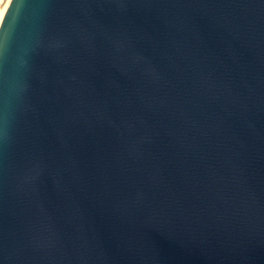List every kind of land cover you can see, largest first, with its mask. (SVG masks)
I'll list each match as a JSON object with an SVG mask.
<instances>
[{
    "label": "water",
    "instance_id": "95a60500",
    "mask_svg": "<svg viewBox=\"0 0 264 264\" xmlns=\"http://www.w3.org/2000/svg\"><path fill=\"white\" fill-rule=\"evenodd\" d=\"M0 264H264V0H10Z\"/></svg>",
    "mask_w": 264,
    "mask_h": 264
},
{
    "label": "bare ground",
    "instance_id": "6f19581e",
    "mask_svg": "<svg viewBox=\"0 0 264 264\" xmlns=\"http://www.w3.org/2000/svg\"><path fill=\"white\" fill-rule=\"evenodd\" d=\"M9 3H10V0H6L5 4L3 5L2 12L0 11L1 12L0 25H1V22H2V20L4 18V15H5V12H6L7 8H8Z\"/></svg>",
    "mask_w": 264,
    "mask_h": 264
},
{
    "label": "rangeland",
    "instance_id": "374dc122",
    "mask_svg": "<svg viewBox=\"0 0 264 264\" xmlns=\"http://www.w3.org/2000/svg\"><path fill=\"white\" fill-rule=\"evenodd\" d=\"M6 0H0V11L2 12L3 5L5 4ZM0 12V16H1Z\"/></svg>",
    "mask_w": 264,
    "mask_h": 264
},
{
    "label": "clouds",
    "instance_id": "9594fccd",
    "mask_svg": "<svg viewBox=\"0 0 264 264\" xmlns=\"http://www.w3.org/2000/svg\"><path fill=\"white\" fill-rule=\"evenodd\" d=\"M10 10H11V6H10Z\"/></svg>",
    "mask_w": 264,
    "mask_h": 264
}]
</instances>
